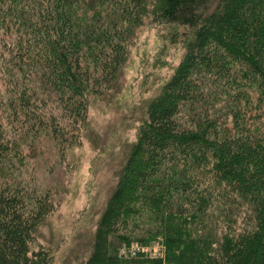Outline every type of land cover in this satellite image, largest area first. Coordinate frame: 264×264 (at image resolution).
Listing matches in <instances>:
<instances>
[{"label":"trees","instance_id":"1","mask_svg":"<svg viewBox=\"0 0 264 264\" xmlns=\"http://www.w3.org/2000/svg\"><path fill=\"white\" fill-rule=\"evenodd\" d=\"M148 21L172 42L182 30L183 50L80 264H132L114 243L146 236L127 227L161 233L178 260L264 264V0H0V264L51 263L30 249L52 201L28 195L21 145H76Z\"/></svg>","mask_w":264,"mask_h":264},{"label":"rangeland","instance_id":"2","mask_svg":"<svg viewBox=\"0 0 264 264\" xmlns=\"http://www.w3.org/2000/svg\"><path fill=\"white\" fill-rule=\"evenodd\" d=\"M167 33L168 28L150 21L139 28L114 87L89 100L86 129L61 158L49 137L40 138L34 149L26 141L21 145L20 170L28 195L48 192L52 201L30 244L31 250L47 249L50 264H80L90 252L96 221L135 139L145 105L182 53V30L175 29L173 42ZM147 229L127 227L131 237L146 238L115 241V252L132 264H210L187 259L186 254L183 260L176 259L168 253L165 236H148ZM133 243L139 248L134 258Z\"/></svg>","mask_w":264,"mask_h":264},{"label":"built area","instance_id":"3","mask_svg":"<svg viewBox=\"0 0 264 264\" xmlns=\"http://www.w3.org/2000/svg\"><path fill=\"white\" fill-rule=\"evenodd\" d=\"M131 250H132V252L134 253V254L132 255V257L134 258L135 255H136V252L139 250V248H138V246H137L136 243H133V244L131 245L130 252H131ZM140 264H141V263H140Z\"/></svg>","mask_w":264,"mask_h":264}]
</instances>
